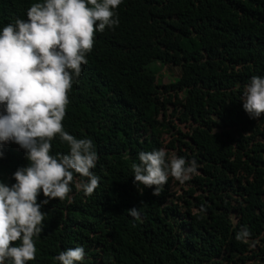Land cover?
I'll return each instance as SVG.
<instances>
[{"label":"trees","instance_id":"16d2710c","mask_svg":"<svg viewBox=\"0 0 264 264\" xmlns=\"http://www.w3.org/2000/svg\"><path fill=\"white\" fill-rule=\"evenodd\" d=\"M33 2L42 0H0V30L27 19ZM118 14V27L96 33L63 121L93 141L100 186L92 196L73 187L71 203L42 208L29 264H58L77 246L83 264H264V116L251 118L241 100L251 77H264V0H123ZM174 66L178 78L162 84ZM161 147L195 158L199 175L170 178L154 196L133 183L131 165ZM68 151L53 141L54 153ZM4 152L0 179L15 183L28 161L15 143ZM244 226L248 244L236 240Z\"/></svg>","mask_w":264,"mask_h":264},{"label":"clouds","instance_id":"9594fccd","mask_svg":"<svg viewBox=\"0 0 264 264\" xmlns=\"http://www.w3.org/2000/svg\"><path fill=\"white\" fill-rule=\"evenodd\" d=\"M122 3L42 0L27 9V19L17 17L0 30V160L5 146L15 143L28 161L12 174L15 183L0 179V264L35 261V238L44 231L46 216L42 208L57 199L71 203L73 187L92 196L100 186L93 171L99 160L93 141L70 134L63 121L96 33L119 26ZM241 100L251 118L264 116V77L252 76ZM56 139L68 145L67 153L53 152ZM138 160L131 165L133 183L153 189L154 196L161 195L170 178L184 184L199 175L195 158L189 161L163 147L140 151ZM199 211L206 212L205 206ZM127 213L141 220L138 207ZM250 238L247 226L236 234L245 244ZM85 258V248L77 246L53 259L58 264H83Z\"/></svg>","mask_w":264,"mask_h":264},{"label":"rangeland","instance_id":"374dc122","mask_svg":"<svg viewBox=\"0 0 264 264\" xmlns=\"http://www.w3.org/2000/svg\"><path fill=\"white\" fill-rule=\"evenodd\" d=\"M158 66L161 67V64L158 63ZM178 74H179L178 67H175V66L174 67H164L163 70H162V84H167V83H170V82L174 81L175 79L178 78ZM173 109H174V106L173 105H169L168 111L172 112ZM184 130L187 131V128L185 127ZM167 136H169V135H166V138H165L166 139V143L169 142V139L167 138ZM181 186L183 187L184 185H181ZM181 186H180V184L176 185V188L179 190V192L182 191Z\"/></svg>","mask_w":264,"mask_h":264}]
</instances>
